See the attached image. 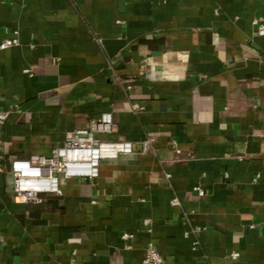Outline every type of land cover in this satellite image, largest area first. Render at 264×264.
<instances>
[{
	"label": "crops",
	"instance_id": "0c3cea01",
	"mask_svg": "<svg viewBox=\"0 0 264 264\" xmlns=\"http://www.w3.org/2000/svg\"><path fill=\"white\" fill-rule=\"evenodd\" d=\"M254 20L264 0H0V45L19 42L0 50V264H144L150 245L164 264H264ZM108 112L117 129L97 137L134 154L15 202L13 159L49 157Z\"/></svg>",
	"mask_w": 264,
	"mask_h": 264
},
{
	"label": "built area",
	"instance_id": "2783aa9c",
	"mask_svg": "<svg viewBox=\"0 0 264 264\" xmlns=\"http://www.w3.org/2000/svg\"><path fill=\"white\" fill-rule=\"evenodd\" d=\"M255 33L264 36V22L254 20ZM19 44L18 39L5 40L0 50H5ZM133 111L140 110L138 105L132 106ZM9 112L0 109V134L3 131ZM117 129V123L112 113H104L93 119L89 127L66 132L63 146L53 150L51 156H32L29 159H13L9 166V176L13 198L16 203L42 204L45 195H61L62 180L79 179L95 182L100 177V166L104 160H118L122 156L135 153L134 145L130 141H104L97 135H112ZM153 143L152 139L142 142V152L147 153ZM180 155L181 151L176 150ZM0 162H4L2 155V140L0 139ZM167 178H171L167 174ZM199 196L204 191L196 188ZM173 204H178L175 200ZM146 221V225H149ZM123 240L133 238L132 234H124ZM236 254H234L235 256ZM164 257L154 248L148 246L145 250L144 264H164Z\"/></svg>",
	"mask_w": 264,
	"mask_h": 264
},
{
	"label": "trees",
	"instance_id": "16d2710c",
	"mask_svg": "<svg viewBox=\"0 0 264 264\" xmlns=\"http://www.w3.org/2000/svg\"><path fill=\"white\" fill-rule=\"evenodd\" d=\"M38 205H40V204H38Z\"/></svg>",
	"mask_w": 264,
	"mask_h": 264
}]
</instances>
